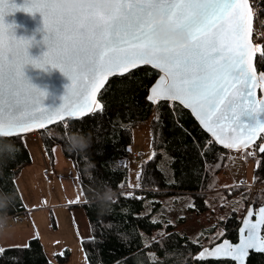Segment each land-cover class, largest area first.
<instances>
[{"label":"snow or ice","instance_id":"1","mask_svg":"<svg viewBox=\"0 0 264 264\" xmlns=\"http://www.w3.org/2000/svg\"><path fill=\"white\" fill-rule=\"evenodd\" d=\"M262 2L264 0H23V4L18 5L10 0L5 8H0V136L13 137L44 129V134L52 138L57 127L63 128L67 135L69 123L57 125L55 122L65 116L91 112L97 92L104 88L109 77H132L142 66H151L164 75L147 96L148 102L154 106L165 102L171 108L169 102L178 101L198 116L224 148L247 149L257 133H264V98L256 97L257 86H264V70L257 76V68L264 61V44L259 42L264 40ZM16 11L39 12L43 16L42 43L47 45V51L41 56L30 55L29 48L34 41L26 36L17 37L15 24L6 22L5 18ZM158 17L166 18L173 29L186 32L187 41H162L159 33L164 21L158 22ZM254 59L257 67L253 66ZM29 64L46 71L51 66L70 79L60 107L45 106L48 93L26 76L25 67ZM100 95L102 97L103 92ZM96 108L103 110L100 104ZM159 119L158 115L157 121ZM47 125L52 127L46 128ZM225 130L231 135H226ZM19 138L25 140L23 135ZM261 140L264 141V136ZM213 144L211 139L206 141L205 150L200 153L205 170L226 166L223 152L213 153L212 162L207 159L208 146ZM256 148L264 153V142ZM52 151L54 153L55 148ZM242 155L247 159L254 153L242 152ZM137 180L133 187L140 189L139 174ZM126 195L142 199L134 192ZM257 211L259 220L246 217L247 223L242 222V239L238 243L224 241L223 247L204 248L200 258L224 256L245 264L250 249L264 252V235L261 234L264 203ZM150 223L162 221L153 219ZM219 235L212 239V244ZM5 251L0 247V256ZM148 255L150 258L153 254Z\"/></svg>","mask_w":264,"mask_h":264},{"label":"trees","instance_id":"2","mask_svg":"<svg viewBox=\"0 0 264 264\" xmlns=\"http://www.w3.org/2000/svg\"><path fill=\"white\" fill-rule=\"evenodd\" d=\"M260 6L264 8V2ZM261 15L264 17V13ZM259 42L264 44V40ZM258 70H264V61L260 62ZM159 74L151 66H142L132 77L112 76L101 90L102 97L99 93L102 111L97 109L82 118H69L57 123H69L67 135L71 132L91 134L92 146L86 153L72 154L67 151V135L61 127L55 128L52 138L44 134V129L38 131L49 150L54 143H61L79 173L85 195L82 206L90 225V236L81 242L86 264H235L227 258L200 259L197 255L205 244L177 230L176 223L167 224L170 219L164 216L166 201L173 196L188 194L192 198L190 210L196 213L208 210L219 194L212 199L207 192L222 186L221 176L225 175V166L219 170H205L200 153L205 150V142L213 139L187 108L174 101L169 102L173 106L171 108L165 102L155 106L148 102L149 87ZM149 118L153 132V153L149 158L144 155L140 162L142 187L135 189L133 186L136 184L130 182L129 166L133 154L129 151L133 141L132 129ZM19 136L3 138L21 149L15 161L8 163L0 174V192L15 197L8 209V217L17 216L27 209L16 177L31 162V156L28 143ZM213 141L214 144L208 146L207 159L212 162V154L220 152L227 158L229 150ZM256 151L258 160L253 180L258 186L252 198L251 190L248 189L241 200L246 203L251 201L258 207L264 201L258 199L264 197V185L261 184L264 182V153H259L257 148ZM88 161L95 164L94 180L87 179L83 174ZM100 181L108 182L117 192V198L107 215H99L92 200ZM121 184L123 188L119 187ZM236 189L240 187L233 188ZM129 192H134L135 196L142 199L127 196ZM153 219L162 223H150ZM241 219L242 214L234 209L223 219L222 226L226 231L224 239L237 240ZM178 221L183 222L184 218ZM4 249L6 251L0 256V264H56L48 256L38 236L31 237L25 245H10ZM69 253L67 250L66 254ZM149 253L153 254L150 258ZM248 264H264V252H251Z\"/></svg>","mask_w":264,"mask_h":264},{"label":"rangeland","instance_id":"3","mask_svg":"<svg viewBox=\"0 0 264 264\" xmlns=\"http://www.w3.org/2000/svg\"><path fill=\"white\" fill-rule=\"evenodd\" d=\"M132 135L130 149L133 154L129 166L130 182L135 185L141 168V160L136 153L143 151V159L144 155L149 158L153 153L150 118L137 124L132 129ZM25 140L30 149L31 162L21 169L16 177V184L27 209L17 216L9 217L6 229L0 233V247L25 245L31 237L38 236L48 256L56 264H86L81 242L90 236V225L82 206L85 195L74 162L65 154L59 142L54 143L49 150L38 132L25 134ZM257 160V154L247 158L245 172L235 177L223 169L225 175L221 176L222 186L207 192L212 199L217 194L219 197L205 212L196 213L190 210L192 198L187 194L168 198L164 216L176 223L177 230L202 242L204 246L212 245L211 241L218 233L220 235L215 239V243L220 238L224 239L226 231L222 226L221 217L225 218L233 209L243 217L252 204L251 201L246 203L241 199L248 189L251 190L252 198L253 191L258 186L253 180ZM45 169L51 171L49 178L44 173ZM243 176L252 184H241ZM261 184L264 185V182ZM226 185L229 187L226 188ZM237 185L240 189L233 190ZM181 218H184L183 222L178 221ZM202 232L203 236L200 235ZM67 250L70 251L68 255Z\"/></svg>","mask_w":264,"mask_h":264},{"label":"water","instance_id":"4","mask_svg":"<svg viewBox=\"0 0 264 264\" xmlns=\"http://www.w3.org/2000/svg\"><path fill=\"white\" fill-rule=\"evenodd\" d=\"M9 2H10V0H0V8H5ZM15 2L18 5L23 4V0H15ZM250 2H251V0H250ZM5 19H6V22L9 24L15 23L17 25H20V27H17L15 29V33H16L17 37L26 36V37L30 38L33 35H35L36 40L40 41V43H33V45L29 48L30 55H32L33 57H39L42 55L43 52L47 51V45H44L42 43L45 32L43 31L44 25H43V16L41 15V13L37 12L35 14H32V13H27L24 11H16V12L8 15ZM38 29L40 31H38ZM254 43H256V42L254 41ZM257 55H258V53H257ZM253 66L257 67L255 59L253 61ZM157 70L159 71L160 74L158 75V77L155 79V81L149 87V94H150L151 90L153 89V87L158 86V84H157L158 80L160 79L161 76L164 75L162 72H160L159 69H157ZM259 71H261V70H258V68H257V76H259ZM25 74L31 80V82L33 84L37 85L42 90H45L48 93L47 97L44 99V104L46 107H48L50 109H55V108L60 107L63 104V102H64L63 97L66 95L67 86H69L71 84V81L68 77L64 76V74L62 72H60L59 69H53V68H51V66H48V70L45 71L44 69L35 68L31 64H29V65H26V67H25ZM109 78H108V80H109ZM106 84L104 85V87L106 86ZM102 89L103 88H101L100 91L97 92L96 103H94L92 105V111L91 112H86L83 116H79V115L74 116V117L73 116H65L63 118V120H57L55 123L56 124L60 123V122L66 120V119H69V118L79 119V118H82V117L92 113L93 111L97 110L96 105L97 104L101 105L98 97H99V93L101 92ZM256 97H257V99L264 98V86H257ZM174 102L179 103L178 101H174ZM185 108H187V107H185ZM187 109L192 113V115L194 116L196 121L199 123V125L212 137L213 140L216 141V138L212 135V133H210L207 130V128H205L202 125L198 116L195 113H193L190 108H187ZM49 127H51V125L46 126V128H49ZM40 130H43V129H34L33 132H38ZM25 134H29V133H21L18 135H25ZM225 134L231 135V133L228 132L227 130H225ZM262 134L263 133H257L256 139H254L250 143L249 147L258 143L260 141V137ZM262 142H264V141H261L260 143H262ZM216 143L224 148L222 142L216 141ZM227 150H236V149H227ZM262 203H264V201ZM261 204L258 207H255L254 204H251L249 206L248 211L242 217L240 225L238 227V238L236 241H232V240L227 239V238L222 239L221 241L216 242L215 244L202 247L197 256L200 258L199 254L203 251L204 248H208L209 250H212V248L215 247L216 245L223 247L224 241H229L233 245L238 243L239 240L242 239V234L240 232V229L244 226L242 224V222H244L245 224L247 223V221L245 219L246 217H249L253 221L259 220V214H258L257 209L261 206ZM249 209H251V216H249ZM263 229L264 228H262V230H261L262 235H264ZM251 252H257V251L252 250V249L249 250V255L245 259V264H248V259H249V256L251 255ZM220 258H227V259L231 260L230 257L221 256ZM205 259H219V258L206 256L204 258V260ZM235 264H239V262H235Z\"/></svg>","mask_w":264,"mask_h":264},{"label":"clouds","instance_id":"5","mask_svg":"<svg viewBox=\"0 0 264 264\" xmlns=\"http://www.w3.org/2000/svg\"><path fill=\"white\" fill-rule=\"evenodd\" d=\"M158 22L164 21L159 33L162 41H170L173 43L186 42L188 35L186 32H181L178 29H173L166 22V18L158 17ZM15 24V23H14ZM16 28L20 25L15 24ZM29 38V37H28ZM34 43H40L36 40V36L30 37ZM43 42V40H42ZM45 70V69H44ZM46 71V70H45ZM0 136V174L3 168L10 162L15 161L21 149L15 143L3 139ZM66 148L69 153L82 154L86 153L92 146L91 134H84L83 132H71L66 137ZM87 159V158H86ZM95 164L93 162H86L83 168V174L89 180H94ZM117 198V192L106 181H100L98 187L94 191L92 200L97 206L99 215H107L110 213L113 203ZM15 197L12 194L0 192V233H3L8 225V209L13 205Z\"/></svg>","mask_w":264,"mask_h":264},{"label":"built area","instance_id":"6","mask_svg":"<svg viewBox=\"0 0 264 264\" xmlns=\"http://www.w3.org/2000/svg\"><path fill=\"white\" fill-rule=\"evenodd\" d=\"M242 152H253L254 154H256V148L254 147H249L247 149H243L241 151H237V150H229L228 154H227V159H226V163H225V167L224 169L229 172L230 175H232L233 177H235V175H241L245 172V168H246V159L244 158V156L242 155ZM143 151H138L136 153V156L142 161L143 160ZM230 157V158H229ZM44 173L46 174V176L49 178L51 176V171L50 169H45ZM248 178H246L245 176H243L241 178V181H243V183L241 184H246V185H250L252 183H250L249 181H247Z\"/></svg>","mask_w":264,"mask_h":264},{"label":"bare ground","instance_id":"7","mask_svg":"<svg viewBox=\"0 0 264 264\" xmlns=\"http://www.w3.org/2000/svg\"><path fill=\"white\" fill-rule=\"evenodd\" d=\"M254 148V147H253ZM256 148V147H255Z\"/></svg>","mask_w":264,"mask_h":264}]
</instances>
